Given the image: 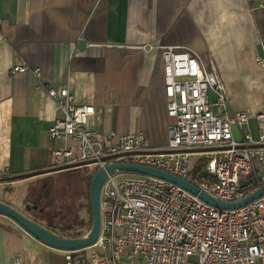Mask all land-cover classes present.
I'll return each mask as SVG.
<instances>
[{
  "label": "crops",
  "instance_id": "0c3cea01",
  "mask_svg": "<svg viewBox=\"0 0 264 264\" xmlns=\"http://www.w3.org/2000/svg\"><path fill=\"white\" fill-rule=\"evenodd\" d=\"M162 45L194 51L222 76L230 111L250 116L236 138L264 134V0H0V177L53 165L64 140L49 135L62 115L49 87L69 86L78 104L94 105L93 129L115 132L108 141L140 130L146 147L165 148L174 119ZM15 64L29 72L10 73ZM36 179L0 183V202L29 218L25 196L10 191L31 193ZM66 254L0 214V264H65Z\"/></svg>",
  "mask_w": 264,
  "mask_h": 264
},
{
  "label": "built area",
  "instance_id": "2783aa9c",
  "mask_svg": "<svg viewBox=\"0 0 264 264\" xmlns=\"http://www.w3.org/2000/svg\"><path fill=\"white\" fill-rule=\"evenodd\" d=\"M161 48L168 114L174 119L161 149L229 148L204 153L140 152L149 150L140 130L108 141L114 131L106 137L93 129L97 108L78 104L74 90L63 85L48 88L62 112L49 135L64 140L52 149L53 166L89 159L97 170L119 162L142 164L186 178L220 201L244 199L242 182L251 172L264 184V145H248L264 142V134L257 140L249 133L242 140L236 138L234 126L242 129L250 116L244 110L230 111L222 76L194 51ZM257 60L264 64V56ZM29 69L15 64L10 73ZM32 69L41 75L39 67ZM198 156L210 158L206 170L213 177L191 175V160ZM116 173L102 185L97 241L83 249H68L65 264H264V194L244 206L220 208L173 180L141 172L118 178ZM14 259L13 264H25L21 256Z\"/></svg>",
  "mask_w": 264,
  "mask_h": 264
},
{
  "label": "water",
  "instance_id": "95a60500",
  "mask_svg": "<svg viewBox=\"0 0 264 264\" xmlns=\"http://www.w3.org/2000/svg\"><path fill=\"white\" fill-rule=\"evenodd\" d=\"M250 146L258 147L260 145H264V142H261L260 144H254L250 143L248 144ZM229 148L227 145L220 146V147H214V146H207V147H201V146H195L193 148H180L179 150H174L170 148L166 149H160V148H153V149H142L139 150L140 152H147V153H153V152H160V153H166L169 151L173 152H180V151H187V152H200L204 153L207 152L208 150L214 149H220V148ZM90 163H95L91 159L83 161V162H72L71 164H59L58 166H47L44 169H34L29 172H20L19 174L16 175H6L4 177H0V183L13 180L17 181L19 179H29L33 178V176H42L46 175V173H55L59 172V170H69L73 169L74 167H83L86 166V164ZM127 172V171H133V173H146L148 175H156L164 179H170L173 180L175 183L185 186L188 188L193 193L199 194L201 198L204 199L206 202H210L212 204H215L217 207H229V208H236L238 206H244L248 204L250 201L253 199H258L262 197L264 194V184L259 186L257 189L255 188L249 194L245 196L243 199L236 200V202H229V201H220L219 199L215 198L209 193H206L203 191L200 186L194 185L193 183L189 182L186 178L183 177H178L175 175V173H171L169 171H163L160 170V168L157 167H147V165H135L134 163H113L112 165L106 166L105 168H100L92 178L91 182V203H92V208H93V223L91 227L89 228L88 232L85 234H81L75 237H69L68 236H59L55 234L54 231H51L49 229L44 228L41 226L40 223L36 222L33 219L28 218L26 214L23 212H19L14 207L9 205L8 203L5 204L3 202H0V214L8 215L11 216L17 223L22 225L28 232H30L32 235L38 237L43 243L47 245H52L56 247V249H66V250H76L77 248H86L89 245L93 244L94 242L97 241V238L99 236V233L101 231V220H102V215H101V202H100V197H101V190H102V185L106 178L110 175H112L115 172ZM27 209H34L37 208L38 205L34 204V206L28 204Z\"/></svg>",
  "mask_w": 264,
  "mask_h": 264
},
{
  "label": "trees",
  "instance_id": "16d2710c",
  "mask_svg": "<svg viewBox=\"0 0 264 264\" xmlns=\"http://www.w3.org/2000/svg\"><path fill=\"white\" fill-rule=\"evenodd\" d=\"M210 158L207 156L194 157L190 163L191 175L198 174L201 178L213 177L210 171L206 170L207 162ZM95 171L84 167H74L69 170H60L59 172L46 173V175L53 174V176L61 177L64 180V185L59 189H53L52 184L48 179L37 178L36 183L31 189V193H27L24 198V205L38 204V208L25 210L29 215V218L40 223L46 229L54 231L59 236L75 237L83 235L88 232L93 223V208L91 203V182L95 176ZM68 183V185L66 184ZM246 194H249L255 188L257 189L261 184L255 178L254 172L248 175L246 181L242 182ZM79 192L83 197L82 204H79L76 209L68 206L67 203L72 200V197ZM81 207L85 209L87 217L78 215L77 211ZM72 212H76L75 218L70 217Z\"/></svg>",
  "mask_w": 264,
  "mask_h": 264
},
{
  "label": "rangeland",
  "instance_id": "374dc122",
  "mask_svg": "<svg viewBox=\"0 0 264 264\" xmlns=\"http://www.w3.org/2000/svg\"><path fill=\"white\" fill-rule=\"evenodd\" d=\"M97 167H98V165L92 163V164L86 165V167H84V168H87V169L89 168L90 170L95 171L97 169ZM133 174L134 175H138L136 173H133V171L117 172L116 173V175H117L118 178H124L127 175H133ZM49 177L51 179H48ZM36 178H38V177L36 176ZM39 178H43V180L44 179H48V181H50V183L52 184L54 190L55 189L56 190L59 189L60 186H63L65 184L64 183V180H62V178L60 176L59 177L53 176V174H50V175H42ZM66 184L68 185V183H66ZM25 191H26V187L25 186L16 188V189H14V191L11 190L10 191L11 192L10 193V196L12 197L11 199H13L15 201H18L20 199L22 200V198L25 196ZM82 199H83V197L79 194V192H77L74 195V197H72V200L69 199V201L67 202V203H69L68 206H73L71 208L76 209L79 204L84 203ZM77 213H78L79 216H81V218L82 217L83 218L84 217H87L86 211H85L84 208L81 209V207H80L78 209ZM77 213L76 212L75 213L72 212V214H71L70 217L75 218L74 216L77 215Z\"/></svg>",
  "mask_w": 264,
  "mask_h": 264
},
{
  "label": "flooded vegetation",
  "instance_id": "af4514ba",
  "mask_svg": "<svg viewBox=\"0 0 264 264\" xmlns=\"http://www.w3.org/2000/svg\"><path fill=\"white\" fill-rule=\"evenodd\" d=\"M34 204H36V203H34ZM34 204L32 205V206H34ZM38 205V204H37ZM38 208V207H37Z\"/></svg>",
  "mask_w": 264,
  "mask_h": 264
}]
</instances>
